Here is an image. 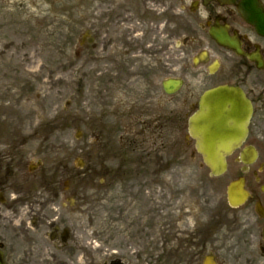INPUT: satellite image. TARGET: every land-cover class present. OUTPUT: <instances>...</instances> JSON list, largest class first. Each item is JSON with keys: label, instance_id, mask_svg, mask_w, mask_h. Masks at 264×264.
I'll return each instance as SVG.
<instances>
[{"label": "flooded vegetation", "instance_id": "1", "mask_svg": "<svg viewBox=\"0 0 264 264\" xmlns=\"http://www.w3.org/2000/svg\"><path fill=\"white\" fill-rule=\"evenodd\" d=\"M33 11L54 30L74 26V56L90 58L89 140L66 148L63 106L0 85V264H264V0H41ZM222 86L252 114L211 177L187 122ZM194 181L213 200L192 210Z\"/></svg>", "mask_w": 264, "mask_h": 264}, {"label": "rangeland", "instance_id": "2", "mask_svg": "<svg viewBox=\"0 0 264 264\" xmlns=\"http://www.w3.org/2000/svg\"><path fill=\"white\" fill-rule=\"evenodd\" d=\"M40 1L0 0V85L9 86L10 82H15L25 86L26 83L32 88L28 94L32 99L37 96L46 98L48 104H55L59 109L63 105L65 147L85 146L91 122L81 112H88L94 95L90 94V58H75L74 26L62 25L60 30H54L55 26L43 21L36 9L33 11V8L40 7ZM101 82L102 85L96 86L100 89V96L107 98L110 96L109 86L105 80ZM77 131L81 134L78 139ZM183 177L184 174L178 176L177 182ZM208 185L193 182L192 210L213 200ZM99 218L97 257H104L106 234L101 215Z\"/></svg>", "mask_w": 264, "mask_h": 264}, {"label": "water", "instance_id": "3", "mask_svg": "<svg viewBox=\"0 0 264 264\" xmlns=\"http://www.w3.org/2000/svg\"><path fill=\"white\" fill-rule=\"evenodd\" d=\"M246 103L237 90L216 89L205 93L199 110L190 119V134L212 175L223 172L224 159L240 138L248 120ZM232 205V200L229 197Z\"/></svg>", "mask_w": 264, "mask_h": 264}]
</instances>
